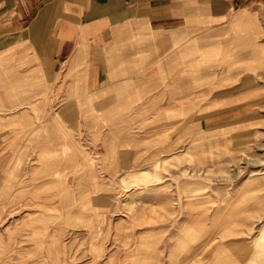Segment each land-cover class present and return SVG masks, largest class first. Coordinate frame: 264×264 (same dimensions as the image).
Listing matches in <instances>:
<instances>
[{
  "label": "crops",
  "instance_id": "crops-1",
  "mask_svg": "<svg viewBox=\"0 0 264 264\" xmlns=\"http://www.w3.org/2000/svg\"><path fill=\"white\" fill-rule=\"evenodd\" d=\"M242 9L248 21L264 22V0H0V196H19L56 174L65 184L69 146L93 191L100 173L108 189L115 172L191 145L195 128L217 132L232 148L248 143L264 116L244 113L264 110V94L235 84L215 105L194 110L195 31L227 30ZM164 95L186 96L168 109L171 118ZM125 100L142 105L134 111L142 112L145 145L114 155L128 125L116 118ZM209 143H201L203 157Z\"/></svg>",
  "mask_w": 264,
  "mask_h": 264
},
{
  "label": "rangeland",
  "instance_id": "rangeland-1",
  "mask_svg": "<svg viewBox=\"0 0 264 264\" xmlns=\"http://www.w3.org/2000/svg\"><path fill=\"white\" fill-rule=\"evenodd\" d=\"M248 14L236 12L221 32L218 25L195 31V112L215 105L235 84L264 94V22L261 16L248 21ZM234 70L239 74L232 78ZM174 97L163 96L164 118L186 100ZM125 101L116 118L128 125L122 142L116 136L112 143L114 155L145 145L139 143L142 112L134 111L142 105ZM256 114L264 110L244 117ZM255 129L248 143L232 148L217 132L195 128L191 147L182 143L115 172L108 189L100 173L93 191L87 189L91 176L78 170L79 151L69 146L65 184L56 174L19 196H0V264H264V120Z\"/></svg>",
  "mask_w": 264,
  "mask_h": 264
}]
</instances>
